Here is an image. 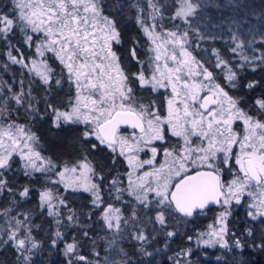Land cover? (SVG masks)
<instances>
[{
	"label": "snow or ice",
	"instance_id": "1",
	"mask_svg": "<svg viewBox=\"0 0 264 264\" xmlns=\"http://www.w3.org/2000/svg\"><path fill=\"white\" fill-rule=\"evenodd\" d=\"M12 5L10 12H0V34L7 39L18 28L24 34V43L29 47L35 46L36 57L44 58L46 52L53 53L67 71L69 82L75 86L76 95L69 99L65 110L49 105L54 114V126L59 127L60 121L83 124L84 140L94 138L98 142L91 144L92 151L100 147L108 149L113 165L118 157H123L129 169L126 191L148 212L155 211V222L162 229L167 223L168 213L191 217L196 209L203 210L210 204L221 205L225 210L208 224L206 232L200 233V236L208 238L198 242L226 248L229 242L225 239L228 232L225 221L230 214L226 206L233 201L240 204L241 197L247 195L250 198L247 215L253 221L264 217V120L258 118L264 116V96L256 98L250 105L257 109L255 116L242 109L239 101L217 82L214 72L185 47L187 34L164 30L157 24L156 17L161 15V10L156 0H147L150 11L146 16L141 14L144 8L132 5L138 8L137 23L149 41L151 55L148 57V69L141 68L131 77L112 51V42L119 43V32L115 18L105 14L103 0H12ZM194 8L190 0H182L172 18L190 16ZM14 47L7 51L11 62L28 68L30 73H35L44 84H48L52 69L47 59L25 58L22 53L17 57L12 54ZM15 50L20 52L19 48ZM232 51L235 52L236 48ZM131 55L143 65L144 61L139 60L135 49ZM255 59L264 63V57ZM244 60L247 61L248 57L245 56ZM215 68L223 73L230 87H235L236 73L226 61L217 56ZM133 79L142 88L151 86L153 92L157 88L171 89V96L165 97V113L160 111L161 106L155 101L148 104L137 102L130 86ZM256 83L251 82L247 87H255ZM56 84H61V81L56 80ZM11 99L21 104L23 96L17 93ZM237 121L244 126L242 134L234 128ZM121 125L133 129L131 135L121 134ZM169 135L183 142L171 148L164 147ZM36 142L35 134L23 125L0 121V170L10 169L13 156L19 155L25 162V175L31 174L27 169L52 171L55 165L48 161L45 167V159L34 147ZM154 142H160L159 146L163 148L164 161L158 167L154 163L158 156ZM236 145L239 151H234ZM87 151L86 145L84 154L75 164L65 165L56 171L59 179L52 183H63L65 189H82L91 193L95 208H102L101 219L105 227L119 230L120 209L103 201L101 186L92 179L96 173ZM148 152L151 156L142 159L141 153ZM233 158L236 167L230 163ZM226 170L232 173L229 180L222 178ZM117 181L118 177H113L110 183L115 187ZM0 187H7L2 172ZM116 190L125 191L122 188ZM19 195L28 196L29 189L25 187ZM54 198L51 190L39 192L40 206L47 208L49 216L59 214L58 206L52 203ZM59 204L64 205L65 201L60 199ZM8 211H4L5 217ZM18 215H24L25 219L10 218L14 224L9 225L8 239L3 243L11 242L18 262L27 264L30 260L27 253H31L37 243L31 235L27 214ZM137 216L134 204L132 219ZM74 219V216H68L69 221ZM152 222L149 218L148 223ZM123 223L128 225L129 221L125 219ZM261 225L264 226V220H261ZM246 231L249 236L255 235L251 228ZM174 234L167 232L168 237ZM55 235L60 237L59 232ZM84 236L87 237L88 233L85 232ZM134 238L145 240L143 229ZM261 240H264V230ZM258 246L264 247V244ZM234 247H242V241L236 239ZM75 249V243H67L65 253L73 254L75 260L83 264H91L85 256L75 255ZM69 264H74L72 259H69Z\"/></svg>",
	"mask_w": 264,
	"mask_h": 264
},
{
	"label": "trees",
	"instance_id": "2",
	"mask_svg": "<svg viewBox=\"0 0 264 264\" xmlns=\"http://www.w3.org/2000/svg\"><path fill=\"white\" fill-rule=\"evenodd\" d=\"M103 2L106 5L105 14L111 15L117 22L119 43L112 42V51L119 58L122 68L130 77L141 68L147 70L148 57L151 55L148 51L149 41L137 23L138 8L132 7L136 4L144 8L145 11L141 14L146 16L150 11L147 8V0ZM181 2L182 0H156L161 10V15L156 17L157 24L162 25L164 30L186 33L185 47L192 56L214 72L217 82L225 87L230 96L239 101L242 109L255 116L257 109L250 105L256 98L264 96V63L260 59H255L264 57V38L259 37L255 41L248 40L245 43L246 47L255 53L246 61L245 53L237 54L236 51H232L234 47L240 49L237 47L240 45L237 37L235 39L233 36L225 37L223 33L215 32L214 29L221 30L219 26L227 22L239 25L244 23V19L254 20L252 27L254 24L263 25L264 0H194L195 10L186 21L181 17L172 18ZM12 8V0H0V12L7 13ZM238 34L236 30L234 35ZM258 34L264 35V32L255 35ZM11 46H15L12 48V54L17 57L22 53L25 58L35 57L37 60L46 58L48 66L52 69L49 83L44 84L35 73H30L29 69L21 64L12 63L7 56ZM15 48H19L20 52H16ZM133 49L139 60L144 61L143 65L132 58ZM241 49H244V46ZM217 56L226 61L228 67L236 73L233 82L235 87H230L223 73L215 68ZM56 80H60L61 84L57 85ZM251 82H257L255 87H247ZM130 86L134 89L138 103L148 104L155 101L161 106L160 111L164 113L165 97L168 96L166 89L157 88L153 92L151 86L142 88L134 79L131 80ZM17 93L23 96L21 104L11 99ZM75 95V86L69 82L67 71L53 53L46 52L44 58L36 57L35 46L29 47L24 43V34L18 28L9 34L7 39L0 34V121L5 124L15 122L34 133L37 137L34 147L41 153L46 163L51 161L55 165L50 172L27 169L31 174L25 175L24 162L19 155H14L10 169L0 170L7 182V187H0V264H20L11 242L5 244L3 241L8 239L9 225L14 224L10 218L15 216L24 220L25 216L18 214L25 213L28 217L27 223L31 226V235L37 243V247L31 253H27L30 257L27 264H69V259H72L74 264H83L76 261L73 254L65 253L67 243H75V255L85 256L91 264H177L178 261L180 264H264V247L258 246L264 244V240H261V233L264 230L261 220H264V217H257L253 221L247 215L250 202L248 196L241 197L240 204L233 201L226 206L230 213L225 221L228 229L225 239L229 242V247L221 248L219 244L209 246L198 242L207 239L206 236H200V233L206 232L208 224L225 210L221 205L195 212L191 217L176 212L168 213L167 223L162 229L155 222V211L148 212L127 193V164L123 157H118L113 165L112 154L108 149L100 147L92 151L91 144L98 142L94 138L84 140L83 124L60 121L59 127L54 126V114L49 105L65 110L69 99ZM258 118L264 120V116ZM125 129L121 127L120 131ZM175 140L176 138L169 135L164 147L176 144ZM156 144L158 155L161 156L163 148L159 146V142ZM86 145L88 148L86 154L96 173L93 179L101 186L100 194L103 201L120 209L119 230L115 227L112 229L105 227L101 219L102 208H95L91 193L82 189H65L62 183H52L56 180L55 172L65 165L70 167L75 164L84 154ZM230 163L236 167L234 158ZM101 176L103 180L100 179ZM113 177H118L115 187L110 183ZM231 177L230 171L226 170L222 174L224 180ZM25 187L29 189V195L21 197L19 193ZM117 188L125 191H117ZM45 189L52 191L55 197L52 203L58 206V215L49 216L47 208H41L39 192ZM60 199L65 201L64 205L59 204ZM134 204L138 213L136 219H132ZM5 210H9L7 217L3 215ZM69 215L75 219L69 221ZM149 218L152 219V223H148ZM125 219L129 221L128 225L123 223ZM248 228L253 229L254 236L247 234ZM141 229L145 233V240L134 238ZM169 231L175 234L168 237ZM57 232L60 233V237L55 235ZM85 232L88 233L87 237L84 236ZM189 236L193 239L189 240ZM236 239L242 241V247H234ZM53 240L56 241L55 245ZM184 251H187V255H184Z\"/></svg>",
	"mask_w": 264,
	"mask_h": 264
},
{
	"label": "rangeland",
	"instance_id": "3",
	"mask_svg": "<svg viewBox=\"0 0 264 264\" xmlns=\"http://www.w3.org/2000/svg\"><path fill=\"white\" fill-rule=\"evenodd\" d=\"M194 0H190V2L192 3V4H194L195 5V7H196V4L193 2ZM194 10H195V8H194ZM192 15V14H191ZM190 15V16H191ZM190 16H187V17H183L182 19L183 20H189V17ZM244 21V23H241V24H239V25H236V24H232L231 22H227V23H225V24H223L222 26H219V28H222L221 30H219V29H217V30H215L214 29V31L215 32H221V33H223L224 35L223 36H225V37H237V40H238V44H240L239 46H240V49L242 48V46H244V49H239V48H236V47H234V48H236V52H237V54H242V52L243 53H245V56L246 57H249V58H252L253 57V55L255 54L254 52H252V50L249 48V47H246V45H245V43L248 41V40H250V41H255V40H257L259 37L262 39V38H264V35L263 34H258V35H255L256 33H259V32H261V31H263L264 32V24L262 25V23H261V25H257V24H254V27H252V23H253V21H251L250 19H248V21L246 20V19H244L243 20ZM236 30H238V32H239V34L238 35H234V33L236 32ZM210 36H212V35H201V37H210ZM245 38V39H244ZM244 39V40H243ZM165 89V88H164ZM167 90V92H168V96H171V89L170 88H168V89H166ZM165 109H166V102H165ZM164 113H165V110H164ZM9 124V123H8ZM243 124H242V122H239V121H237V122H235L234 123V128H235V130L238 132V133H243ZM126 129L124 130V131H121V134H123V135H131V133H132V131H133V129H131L130 127H128V126H126L125 127ZM174 138H176V144H178V143H182L183 141L182 140H180L179 138H177V137H174ZM193 139H195V138H193ZM154 143H156V142H154ZM160 143V142H159ZM173 146V145H172ZM172 146H170V147H168V148H171ZM167 147V146H166ZM234 151H239V146L238 145H236V146H234ZM151 156V153L150 152H148V153H141V158L142 159H147V158H149ZM164 161V156H163V150H162V152H161V156H157V159H156V161L154 162L155 163V165L158 167L159 166V164L160 163H162ZM24 162V161H23ZM46 162V161H45ZM25 163V162H24ZM37 163H39V161L37 162ZM127 164V163H126ZM45 167H47V163H45ZM146 168H147V166H146ZM63 168H61V169H58L57 171H59V170H62ZM128 166H127V171L126 172H128ZM56 173V172H55ZM55 175V174H54ZM55 178H56V180H58L59 179V177H57L56 175H55ZM92 179H93V177H92ZM231 179V178H230ZM229 180V179H228ZM93 181L95 182V180L93 179ZM126 182H127V185H128V180H127V176H126ZM96 183V182H95ZM63 184V183H62ZM98 184V183H97ZM64 185V184H63ZM128 193V192H127ZM245 196H247V195H245ZM245 196H242V197H245ZM134 199V198H133ZM113 207L114 208H117V207H115L114 205H113ZM113 223L115 224V221H113ZM207 237V236H206ZM208 238V237H207Z\"/></svg>",
	"mask_w": 264,
	"mask_h": 264
},
{
	"label": "water",
	"instance_id": "4",
	"mask_svg": "<svg viewBox=\"0 0 264 264\" xmlns=\"http://www.w3.org/2000/svg\"><path fill=\"white\" fill-rule=\"evenodd\" d=\"M121 126H125V125H121ZM216 205H217V204H210V205L206 206L205 209H203V210L196 209V210H194L193 214H194L195 212L205 211V210L210 209V208H212V207H214V206H216ZM179 214H180V213H179ZM181 215H182V214H181Z\"/></svg>",
	"mask_w": 264,
	"mask_h": 264
},
{
	"label": "flooded vegetation",
	"instance_id": "5",
	"mask_svg": "<svg viewBox=\"0 0 264 264\" xmlns=\"http://www.w3.org/2000/svg\"><path fill=\"white\" fill-rule=\"evenodd\" d=\"M121 127H126V125L125 126H121Z\"/></svg>",
	"mask_w": 264,
	"mask_h": 264
}]
</instances>
